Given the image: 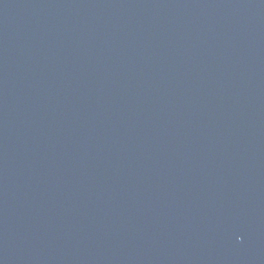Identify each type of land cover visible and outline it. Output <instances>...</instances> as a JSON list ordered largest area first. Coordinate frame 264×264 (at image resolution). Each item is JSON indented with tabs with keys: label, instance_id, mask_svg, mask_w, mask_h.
Here are the masks:
<instances>
[{
	"label": "water",
	"instance_id": "95a60500",
	"mask_svg": "<svg viewBox=\"0 0 264 264\" xmlns=\"http://www.w3.org/2000/svg\"><path fill=\"white\" fill-rule=\"evenodd\" d=\"M0 264H264V0H0Z\"/></svg>",
	"mask_w": 264,
	"mask_h": 264
}]
</instances>
